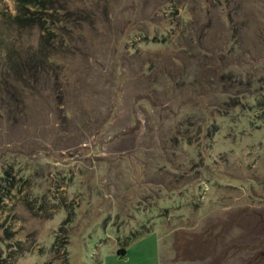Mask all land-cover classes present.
Returning a JSON list of instances; mask_svg holds the SVG:
<instances>
[{"label":"rangeland","instance_id":"374dc122","mask_svg":"<svg viewBox=\"0 0 264 264\" xmlns=\"http://www.w3.org/2000/svg\"><path fill=\"white\" fill-rule=\"evenodd\" d=\"M15 11L0 0V61L48 27L51 69L16 90L0 74V255L264 264V0H56L25 25Z\"/></svg>","mask_w":264,"mask_h":264},{"label":"trees","instance_id":"16d2710c","mask_svg":"<svg viewBox=\"0 0 264 264\" xmlns=\"http://www.w3.org/2000/svg\"><path fill=\"white\" fill-rule=\"evenodd\" d=\"M55 2L56 0H15L16 11L11 19L18 25H25L30 23L36 15L39 17V15L47 13L48 10L53 9ZM30 7H34L36 9L32 10ZM65 20H67V18ZM42 29L46 30L47 33H44L41 36L40 47L37 52H32L29 50L19 51L14 48H8L7 51L4 52V57L2 61H0V74L3 77V80H5V78L9 80L8 82H10V87L15 88L14 90H16L20 84L26 87H35L37 83L47 82V77H50L49 71L51 67L48 63V60L46 59V52L48 51V47H50V31L48 27H43ZM55 75H57L56 71ZM223 78H225V76ZM3 97L4 99L2 102L5 103L8 110L15 108L16 105L14 106L13 104V102L16 101L14 91H11L10 88L5 86V95ZM13 97L14 101L12 100ZM39 208H42V205H39ZM67 218L65 221L70 220L69 216ZM65 228V223H63L60 227V230L65 231ZM151 231V229H145L141 232H136L133 230L129 231V234L122 235L120 241L118 242V248L115 251L116 254L118 256H123L126 251V246L133 239H136L137 237ZM4 232L5 236L7 237L6 239L11 237L10 229L4 228ZM166 261L169 263L168 259ZM189 261L191 262V260ZM9 263L10 262L7 256L2 257L0 255V264ZM96 264H100V262L96 260Z\"/></svg>","mask_w":264,"mask_h":264}]
</instances>
